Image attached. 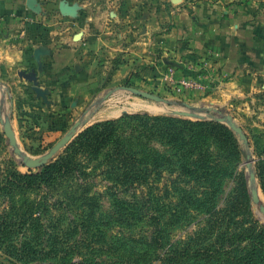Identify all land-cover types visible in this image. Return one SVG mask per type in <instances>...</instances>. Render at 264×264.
<instances>
[{"label": "rangeland", "instance_id": "obj_1", "mask_svg": "<svg viewBox=\"0 0 264 264\" xmlns=\"http://www.w3.org/2000/svg\"><path fill=\"white\" fill-rule=\"evenodd\" d=\"M213 1L252 7L264 30V0ZM4 48L12 52L0 63V264H264V42L260 81L224 101L210 88L181 98L176 85L137 77L108 85L100 72L66 90L61 77L43 81L36 49L27 62L19 39ZM185 65L197 80L216 72ZM5 119L30 159L78 127L45 165L29 169L9 145ZM112 122L100 150L75 153L80 133ZM208 123L215 126L206 133ZM118 144L127 155L115 153ZM60 159L67 168L49 174Z\"/></svg>", "mask_w": 264, "mask_h": 264}, {"label": "crops", "instance_id": "obj_2", "mask_svg": "<svg viewBox=\"0 0 264 264\" xmlns=\"http://www.w3.org/2000/svg\"><path fill=\"white\" fill-rule=\"evenodd\" d=\"M263 34L252 7L213 0H0V63L10 61L7 40L19 39L27 62L36 49L43 81L61 77L66 90L95 72L108 85L137 77L162 88L169 72L195 79L190 61L215 68L198 81L224 101L260 81ZM173 87L181 98L203 92Z\"/></svg>", "mask_w": 264, "mask_h": 264}, {"label": "trees", "instance_id": "obj_3", "mask_svg": "<svg viewBox=\"0 0 264 264\" xmlns=\"http://www.w3.org/2000/svg\"><path fill=\"white\" fill-rule=\"evenodd\" d=\"M137 117H134V120H137ZM205 125V132L208 133L209 128H212V126H215L213 123L204 124ZM115 123H106L101 125H94L93 127H90L86 130H84L82 133H80L74 141V144L77 146L74 148L75 153H79L80 151H86L89 154H94V152H97L102 148L106 138L110 134L111 130L114 129ZM211 126V127H210ZM232 145L235 147L234 150H237L236 145L232 143ZM116 154L121 155L125 154L127 155V150L124 146L118 144L116 145ZM241 156L243 155L242 151L238 152ZM135 154V152H134ZM73 164V163H72ZM67 162L64 159H60V161L53 163L46 167V170L49 174L56 173L62 170H65L67 167ZM70 169L74 167H69ZM29 177H37V175H28ZM26 177V176H24ZM137 181L136 175H135V155H134V183ZM258 209L263 211V207L261 202L257 203Z\"/></svg>", "mask_w": 264, "mask_h": 264}, {"label": "water", "instance_id": "obj_4", "mask_svg": "<svg viewBox=\"0 0 264 264\" xmlns=\"http://www.w3.org/2000/svg\"><path fill=\"white\" fill-rule=\"evenodd\" d=\"M134 92L141 97L156 99L155 97L149 94L141 93V92H138L137 90H134ZM1 123L3 126L4 134L8 139L9 145L13 148V152L22 159L23 164L29 169L37 168V167L45 165L62 147H64L71 140V138L73 137L78 127V124H75L70 129V131L50 149V151L46 155L40 158H37V159H30L28 156L23 155L20 149L18 148L9 120L5 119L4 121H1ZM230 127L234 132H236L239 135V137L242 140L245 141V136L243 135L240 128L235 127L232 123H230ZM254 178H255L254 173H251L250 180L253 181ZM251 194H252L253 202L258 203L259 199L257 197L256 190H252Z\"/></svg>", "mask_w": 264, "mask_h": 264}, {"label": "built area", "instance_id": "obj_5", "mask_svg": "<svg viewBox=\"0 0 264 264\" xmlns=\"http://www.w3.org/2000/svg\"><path fill=\"white\" fill-rule=\"evenodd\" d=\"M163 83L170 86L176 85L184 89H190V90L202 89L201 83L197 79L182 78L176 80L173 75V72H169L163 77Z\"/></svg>", "mask_w": 264, "mask_h": 264}]
</instances>
